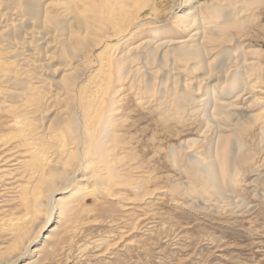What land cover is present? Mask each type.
<instances>
[{
  "label": "bare ground",
  "instance_id": "obj_1",
  "mask_svg": "<svg viewBox=\"0 0 264 264\" xmlns=\"http://www.w3.org/2000/svg\"><path fill=\"white\" fill-rule=\"evenodd\" d=\"M247 1H214L208 9L220 25L212 26L203 25V13L190 11L179 16L185 8L181 4L176 16L189 34L187 38H152L121 51L120 42L150 19H144L133 6L122 7L118 0H0V116H10L11 127L20 132L19 142L13 139V148L10 142L0 145L5 146L0 150V174L11 176L26 169V177L33 183L29 188L39 183L49 188L68 182L67 172L75 164L73 146L88 145L94 159L103 155L119 121L112 116L117 109H111L115 94L110 95L112 103L106 102L108 87L115 79L120 85L118 92L127 82L139 104L156 102L163 124L186 127L194 125V119L204 118L200 142L207 140L209 160L192 149L198 140L189 139L181 145L180 153L195 168L193 178L199 184L184 197L214 199L218 204L236 202L233 162L241 137L257 124L264 130V99L249 97L245 105H238L245 91L254 89V83L249 81L241 48H223L219 40L227 37L221 25L235 27L234 21L247 14L239 15L236 10L239 3L244 6ZM196 25L202 29L193 33ZM80 54L86 58L80 59ZM21 147L25 148L22 159L17 151ZM171 154L175 156L176 151L172 149ZM8 167L13 168L10 173L5 170ZM98 177L85 180L97 184ZM141 187L138 184L135 190ZM33 198L26 200L30 212L43 209V203ZM45 206L53 211V200ZM18 221H0V232L19 234Z\"/></svg>",
  "mask_w": 264,
  "mask_h": 264
},
{
  "label": "rangeland",
  "instance_id": "obj_2",
  "mask_svg": "<svg viewBox=\"0 0 264 264\" xmlns=\"http://www.w3.org/2000/svg\"><path fill=\"white\" fill-rule=\"evenodd\" d=\"M214 1L118 0L122 7L133 6L144 19L150 17L118 49L128 51L152 38H187L189 34L176 16L182 5L185 8L179 16L195 11L203 13L204 26L220 25L208 9ZM237 9L239 15L247 13L246 20L234 21L235 27L221 25L227 37L219 43L223 48L240 47L247 60L254 89L245 91L237 101L242 107L249 97L264 99V0H248ZM201 29L196 25L193 33ZM112 30L110 27L108 32ZM85 56L80 54V59ZM111 83L106 102L112 103L109 98L115 94L111 106H117L112 116L119 119L111 131L115 137L98 159L88 145L73 146L75 164L67 172L69 189L68 182L61 181L49 188L42 183L29 188L33 183L26 177V169L11 176L0 174V221L21 223L19 234L0 232V264H264V130L260 125L241 137L233 162L237 201L225 200L220 205L214 199L197 197L194 201L184 195L199 185L193 178L195 168L180 150L183 143L196 139L199 142L192 149L209 160L207 140L200 142L204 118H196L194 125L186 127L163 124L156 102L141 106L127 82L122 92L115 79ZM11 121L10 116H0V145L10 142L11 147L19 142L20 132L11 127ZM17 151L22 159L25 148ZM84 167L88 169L80 170ZM12 169L5 170L10 173ZM76 171L79 173L73 175ZM89 176H99V182H87ZM138 184L142 186L139 191L135 190ZM31 198L44 208L30 212L26 200ZM52 200L53 211L45 206Z\"/></svg>",
  "mask_w": 264,
  "mask_h": 264
}]
</instances>
